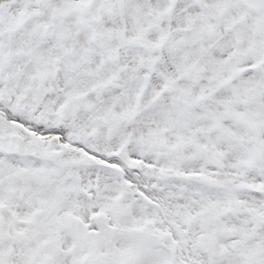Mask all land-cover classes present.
Listing matches in <instances>:
<instances>
[{
	"label": "snow or ice",
	"instance_id": "1",
	"mask_svg": "<svg viewBox=\"0 0 264 264\" xmlns=\"http://www.w3.org/2000/svg\"><path fill=\"white\" fill-rule=\"evenodd\" d=\"M0 264H264V0H0Z\"/></svg>",
	"mask_w": 264,
	"mask_h": 264
}]
</instances>
